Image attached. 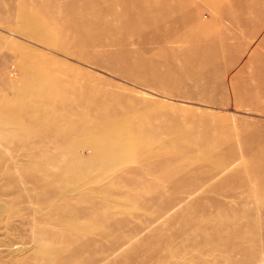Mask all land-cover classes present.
Here are the masks:
<instances>
[{"label":"rangeland","instance_id":"374dc122","mask_svg":"<svg viewBox=\"0 0 264 264\" xmlns=\"http://www.w3.org/2000/svg\"><path fill=\"white\" fill-rule=\"evenodd\" d=\"M230 1H223L218 9L200 0H195V6L198 10L201 9L200 15L202 13L206 16L204 19L201 16L202 21L211 23L209 25H214L217 30L232 33L231 38H219L221 46H228V49L232 47L234 51L239 41L232 36L234 34L241 36L240 40L244 45L241 60L245 62L251 50L264 40V22L258 34H251L247 31L246 22L249 17L258 15L252 14L254 12L249 10H241ZM91 2L93 0H0V153L3 156L0 159V264H50L48 260L54 258L56 253L53 250L48 252L47 255H50L45 259L39 255L41 248L54 247V250H58L69 245L67 217L73 215L68 214V210L64 207L69 198L64 194L50 192L53 188L59 189L58 187L67 184L84 185L83 191L87 196L77 204L88 216H82L74 210L77 213V219L73 217L76 226L89 231L95 224L102 226L113 220H126L124 225L116 228L118 236L127 239L117 253L135 245L142 238H157L161 243H165L169 237H172L176 246L184 244L187 249L183 251L180 261L186 258L191 260L198 255L194 261H199L200 264H264V186L255 182L248 186L238 185L239 179L247 175V170H243L241 175L233 177L227 184L220 185L218 193L209 192L211 191L209 188L224 175L232 173L247 159L246 155L243 156L240 135H235L233 138V144L239 150L238 159L233 162L228 159L225 170L211 178L192 195L184 190L178 192L179 189H176L179 176L187 173L179 174L175 179L165 178L163 173L166 167L159 163L134 162L122 164L119 169L111 167L106 171L97 161L94 143L91 140L79 143L76 147V153L83 157V160L75 165V167H89L90 178L81 177L75 182H65V176L62 174L63 179L59 183L53 182L43 187L35 183L34 178L44 175V170L59 173L60 164L64 160L75 159L76 154L69 151L56 154L59 145L64 144L63 138L46 137L43 140L37 133L26 134L29 129H37V122L50 123L42 126L41 131H44V127H57L59 124L61 126L60 120L63 118L60 115L69 116L72 113L68 107L59 111L57 105L63 95L66 98L71 95L70 91L52 89L51 104L31 100L29 114L22 115L21 119L16 118L18 122L14 123L11 121L13 115L4 111L2 106L6 101L15 98L17 92L15 90L22 91L21 96L25 91L28 94L34 93L35 86H32V90H28V87L29 80L35 76V73L28 70L25 73L24 68L33 64L42 66L46 58L55 63L56 78L63 80L64 83L73 81L78 89L87 83L104 85L109 90L124 92L130 96L129 98L133 96L138 100H152L157 109L175 112L187 129H195V135H199L193 144L187 146V149L189 147V150L195 151L190 152L187 159L179 160L177 165L186 161L193 164L202 163L205 167L210 165L209 160L207 162L194 160L201 154L200 146L206 151L211 147L210 144H202V136H200L203 135L205 123L208 121L214 125L226 122L233 131L240 127L250 130L249 123L252 122L264 125V108L255 109L245 102L239 103L235 89L237 69L225 72L221 82L218 80V84L215 82L217 76L208 78L206 83L202 78L190 80L183 72L176 74L179 68L176 64L177 50H170L161 43L156 46L147 43L138 45L140 49L151 47L157 49L155 57L151 56L153 58L151 62L156 68L147 64L138 68L132 66L127 68L117 61V68L111 66L106 53L115 51L109 46L110 40L114 37L112 33L101 35L100 38L107 43L106 45L101 43L92 47L89 44L95 43L98 34L82 33V27H79L80 31L75 26L78 19L76 14L81 13ZM101 2L104 4L103 9H108L104 11L103 19L112 21L114 25H120L123 21L120 17L123 14V6L119 3L113 6L112 0H101ZM112 6L113 10L110 11ZM133 16L129 14L127 17L129 26L133 24ZM57 24L62 25L64 29L59 32L56 28ZM139 34L133 30L125 32L127 38L130 36L135 38ZM121 47L127 48L125 45ZM227 53L229 51L226 55ZM225 57L223 54L218 58L219 62L224 63ZM135 58L137 57L131 56L128 59L131 61ZM157 72L164 73L161 74V79L151 77L153 73L156 76ZM166 73L173 75L175 73L176 76H167ZM40 95L45 96V90ZM162 103L166 107L161 106ZM37 110L40 112L38 113ZM58 111L59 116H56L55 113ZM90 113L91 111L87 112ZM72 118L76 119L74 115ZM32 121L36 123H31ZM78 137V134L72 136L73 139ZM162 145V150L163 148L174 151L180 149L179 145L171 146L169 142H164ZM153 147L156 148V145ZM212 159L214 162L216 158L213 156ZM125 170H129V173H123ZM99 175L105 176L96 178ZM203 181L200 183H204ZM120 188L123 191L116 192ZM93 192L94 195H90ZM224 192L228 194L224 196L223 207L215 206L212 197H218ZM201 194H205L201 203L191 205ZM153 198L157 201H153ZM174 200H177L175 205L168 207L167 203ZM144 202L150 203L144 207ZM240 203H243L244 210L239 207ZM208 204H211L210 212L221 213L224 209L223 214L228 213L222 217L224 223L234 227L241 225V227L225 237L227 244L214 246L212 243L211 247H196L188 250L191 243L198 244L206 238L202 234L193 236L192 229L186 231L189 226L193 228L187 217L177 216L173 220L172 217L183 208H190L189 216L195 217L197 213H202L201 206L207 207ZM71 212L73 213V210ZM157 214L156 218L150 219L151 215ZM185 225L188 227L183 233L181 229L186 227ZM156 242L152 241L151 244ZM85 255L90 256V253L86 252ZM108 256L109 262L115 257L114 254ZM142 257L143 255L138 254V258ZM175 260L177 259H169L167 262L174 263Z\"/></svg>","mask_w":264,"mask_h":264},{"label":"bare ground","instance_id":"6f19581e","mask_svg":"<svg viewBox=\"0 0 264 264\" xmlns=\"http://www.w3.org/2000/svg\"><path fill=\"white\" fill-rule=\"evenodd\" d=\"M200 1L218 9V6L223 1L226 2L228 0ZM230 2H233L241 10H249L254 12L252 14L258 15L257 17H249L246 22L247 31L251 34H258L264 22V0H231ZM116 3L123 6V14L120 16L123 21L120 25H114L112 21L103 19L102 15L108 9H103L104 4L101 0H93V2L87 4L81 13L76 14L78 19L75 22L76 27H82V33L98 34L95 43L89 44L92 47L101 43L106 45L107 43L102 41L100 37L108 34V32L112 33L114 37L110 40L109 46L113 47L115 51L106 53L110 59L109 63L111 66L114 65L117 68L118 63H120L127 68H131V66L138 68L143 64H147L152 68H156L151 62L153 59L151 56L155 57L157 49L155 47L140 49L138 45L147 43L156 46V44L161 43L170 50H177L178 53L175 52L178 61L176 64L179 68L176 70V74L183 72L190 80L191 78H202L206 83L208 78L217 76V81L215 82L218 84V80L221 82V77L225 72L237 69L235 72V89L236 96L240 100L239 103L245 102L255 109L264 108V40L259 42L258 47L251 50L252 52L247 57V60L242 62L241 56L244 51V45L242 40H240L241 36L236 34L232 36L239 41V43H236L237 46H235L234 51L232 47L228 49V46H221L220 41H218L219 38H231L232 33L217 30L214 25H209L211 23L202 21L201 16L203 14L201 13L200 15L201 9L198 10L195 6V0H112L113 6ZM113 6L110 11L113 10ZM225 10L227 11V9ZM129 14L134 15L132 17L133 24H130V26L127 23ZM202 18L204 19L206 16L204 15ZM56 28L59 32L64 29L62 25L58 24ZM130 30L140 34L135 38L131 36L127 38L125 32ZM122 45L127 48H122ZM228 51L229 53L226 55ZM149 53L150 55H148ZM223 54L226 57L224 63H221L218 58ZM131 56L137 58L129 61L128 58ZM240 62L242 63L239 64ZM44 63L42 66L33 64L24 68L25 73L28 71L35 73V76H32L29 80L28 87V90H32V86H35L34 93L28 94L27 91L23 90L25 92L21 96L20 93L22 91L15 90L17 91L15 98L6 101L2 106L4 111L13 115L11 121L14 123L18 122L17 119H21L22 115L29 114L31 100L51 104L53 98L51 95L52 89L53 91L58 88L62 89V91H70L71 95L68 98L63 95L61 102L57 105L60 109L59 111L66 110L68 107L72 113L69 116L66 114L60 115L63 118L60 120L61 126L59 124L57 127H44V131H41L42 126L50 125V123L47 121L44 123L37 122L36 125L38 127L36 130L29 129V132H26L27 135L33 132L37 133L42 136L43 140L46 137H61L65 141L64 144L59 145L58 153L56 154H64L67 151L76 154L73 161L64 160L60 164L61 170L58 171L59 173L44 170V175L35 177L34 181L40 187L53 182L59 183L63 179L61 177L62 174L65 176V182H75L81 177L90 178L91 169L89 167H75V165L83 160V157L76 153V147L79 143L91 140L94 143V153L97 161L100 167H104L106 171L111 167L119 169L122 164L134 162L149 161L159 163V165L166 167L163 173L165 178L175 179L179 174L187 173L179 176V184L176 189H179L178 192H183L184 190L187 194L192 195L202 185L209 182L211 178L221 174L228 166V159L231 162L238 159L239 150L233 144L235 135L241 136L243 156L246 155L247 159L244 160L243 164L238 165L232 173L224 175L220 181L209 188L211 190L209 192L219 191L218 187L220 185L227 184L233 177L241 175L243 170H247V175L239 179L238 185L248 186L255 182L264 186V125L252 122L249 123L250 130L246 129V127H240L238 130L235 129L233 131L226 122L214 125L208 121L205 123L206 128L203 135L200 136H202L201 143L210 144L211 147L206 151L203 146H200L202 149L201 154L195 157L194 160L195 162H207L209 160L210 165L205 167L202 163L193 164L188 161L177 165L179 160L183 161L195 151L189 150V147L187 149V146L193 144L199 135H195V129H187L175 112L167 109H157L154 105L155 102L152 100H138L133 96L129 98L130 96L124 92L109 90L104 85L98 86L87 83L84 86L81 85V88L78 89L73 81L64 83L63 80L55 77L56 65L53 61L46 58ZM181 64L183 65L181 66ZM161 74L157 72L155 76L153 73L151 77L153 79H157V77L161 79L164 73ZM176 74L166 73L167 76L173 77ZM203 86L205 87V84ZM43 90H45V96L43 97L46 99L40 95ZM52 105H54L53 102ZM161 106H165L164 103ZM145 109L147 110L144 111ZM37 111L38 113L40 112V110ZM59 111L55 113L56 116H59ZM88 111H91V113L87 114ZM46 114L48 113L46 112ZM73 115L76 119L72 118ZM31 123H36V121ZM74 134H78L79 137L73 139L72 136ZM164 142H169L171 146L179 145L180 149L174 151L172 149L164 150L163 148L162 150ZM154 145H156V148L153 147ZM213 156L216 158L214 162L212 161ZM1 158L3 156L0 153ZM171 165L173 166L170 167ZM37 169L39 170V167ZM190 169H193V171ZM125 172L129 173V170L123 171V173ZM105 175H107V172ZM105 175H99L96 178H103ZM202 180H204V183H200ZM132 182L135 183L136 181ZM82 186L84 185L75 184L71 186L67 184L58 187L59 189L53 188L50 190L53 194H64V196L69 198L66 200L64 207L68 210L67 213L73 215L76 219V212H79L82 216L87 214L77 204L78 201L87 198ZM121 190L123 191L120 188L116 192ZM91 194L94 195V192ZM227 194L224 192V194H219L218 197H212L215 206L223 207V199ZM203 196L205 194L199 195L191 205H199ZM152 200L155 201L156 198ZM176 202L177 200L170 201L167 206L173 207ZM148 203L150 202H144L143 206L147 207ZM242 206L243 203H240L239 207ZM201 207L202 213H197L195 217L189 216L190 208V210L183 208V210L172 217V220L177 216L187 217L193 228L185 225L186 227H182L181 231L184 233L192 229L191 234L193 236L202 234L206 238L201 243H191L188 250L196 247L207 248L212 243L214 246H222L224 245L223 243L227 244L225 237L236 231V228H240L241 225L234 227L224 223L222 217L228 214H223L224 209L221 213H213L210 212L211 210L209 211L211 204H208L207 207L204 205ZM242 208L244 210V207ZM71 210H73V213H70ZM228 210L227 208V212ZM158 211L160 214L161 210L159 209ZM102 214L104 215V213ZM157 216L158 214L155 216L151 215L152 218L150 217V219L152 220ZM73 217H67L69 221L67 225L69 245L66 248L58 250H54V247L41 248L39 255L45 259H48L50 255H47L48 252L53 250L56 253L54 258L48 260V262H51L50 264H200L199 261H194L198 255L191 260L186 258L180 261L183 251L187 249H185L184 244L176 246L172 237H169L165 243H161L157 238H142L135 245L117 253L127 242V239L118 236V229L116 230V228L124 225L126 220H113V222H106L102 226H96L95 224L93 229L88 231L76 226L73 222ZM187 227L188 229L186 230ZM152 241L157 242L151 244ZM86 252L90 253V256L85 255ZM110 254H114L115 257L110 259L109 262L108 255ZM138 254L143 255V257L138 258ZM169 259L177 260L174 263L172 261L168 263ZM129 260H132V262H128Z\"/></svg>","mask_w":264,"mask_h":264}]
</instances>
